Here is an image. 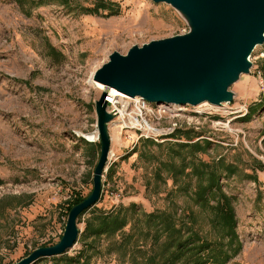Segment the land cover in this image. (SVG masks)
<instances>
[{"label": "rangeland", "instance_id": "rangeland-1", "mask_svg": "<svg viewBox=\"0 0 264 264\" xmlns=\"http://www.w3.org/2000/svg\"><path fill=\"white\" fill-rule=\"evenodd\" d=\"M60 1L0 0V264H14L36 248L57 243L67 202L92 189L100 151L94 102L101 94L90 83L94 71L114 51L125 54L133 45L188 31L173 8L151 0H102L115 11L112 15L110 10L84 12L99 0H69V7ZM249 60L250 74L229 88L235 93L229 105L188 106L191 115H200L195 139L212 142L201 158L224 157L236 167L220 182L235 220L230 252L237 251L226 264H264V44ZM108 130L114 156L93 208L108 211L134 203L146 213L166 209L171 181L154 193L153 166L131 153L139 147L135 133L121 130L117 122ZM253 159L262 168L253 171ZM177 203L194 212L198 228L209 238L218 239L208 212L184 197ZM90 214L78 219V240L68 255L81 249L79 238ZM102 245L104 255L96 264H122L121 254L104 253L108 242Z\"/></svg>", "mask_w": 264, "mask_h": 264}, {"label": "water", "instance_id": "water-1", "mask_svg": "<svg viewBox=\"0 0 264 264\" xmlns=\"http://www.w3.org/2000/svg\"><path fill=\"white\" fill-rule=\"evenodd\" d=\"M151 1L173 8L188 31L133 45L125 54L114 51L94 71L92 80L105 91L94 102L100 151L92 189L69 210L57 243L36 248L14 264H34L67 253L78 240V217L100 200L111 145L108 125L113 121L104 102L106 90L155 104L222 106L235 97L229 88L250 74L251 53L264 44V0Z\"/></svg>", "mask_w": 264, "mask_h": 264}, {"label": "trees", "instance_id": "trees-1", "mask_svg": "<svg viewBox=\"0 0 264 264\" xmlns=\"http://www.w3.org/2000/svg\"><path fill=\"white\" fill-rule=\"evenodd\" d=\"M43 2L37 0L36 4ZM59 4L69 7L71 3L61 0ZM83 10L86 14H96L98 10L110 9L99 0L94 8ZM113 13L115 11L110 10L108 15ZM49 53L51 56L56 54L54 48H50ZM253 111L246 116H252ZM198 136L192 128L177 129L166 138H176L174 142L155 143L140 139L139 147L136 145L131 151L138 152V159L153 166L154 193H158L159 184L171 181V188L166 193V209L146 213L134 203L108 211L92 207L79 238L81 249L74 255L65 253L46 259L52 260V264H96V260L104 255L102 242L107 241L104 253L121 254L122 264H226L237 251L230 252L236 242L235 220L230 199L222 193L220 182L223 175H234L236 167L224 157L204 161L201 156L211 149L212 142L195 139ZM252 162L255 164L253 171L262 168L255 159ZM178 197L187 198L199 210L210 214L209 222L218 239L209 238L198 228L194 212L181 209ZM84 198L73 195L67 202L66 214ZM179 210L181 215H178Z\"/></svg>", "mask_w": 264, "mask_h": 264}, {"label": "built area", "instance_id": "built-area-1", "mask_svg": "<svg viewBox=\"0 0 264 264\" xmlns=\"http://www.w3.org/2000/svg\"><path fill=\"white\" fill-rule=\"evenodd\" d=\"M260 74L258 72L259 76H261ZM102 91L105 89L103 88ZM104 102L107 104V112L113 116L111 124L117 122L121 130L134 132L136 140L149 139L161 143L177 129H197L199 125L200 115H191L188 106L155 104L140 97L125 96L122 98L114 96L111 90H106ZM96 136V140H99L98 133ZM92 141L95 140L92 139ZM113 156L110 150L109 162Z\"/></svg>", "mask_w": 264, "mask_h": 264}, {"label": "bare ground", "instance_id": "bare-ground-1", "mask_svg": "<svg viewBox=\"0 0 264 264\" xmlns=\"http://www.w3.org/2000/svg\"><path fill=\"white\" fill-rule=\"evenodd\" d=\"M90 83H91L93 86H95V87H96L98 90H100V91L104 88L102 84L97 83V82H94L92 79H90ZM111 93H112L114 96H119V97H122V98L125 97V95H123V94H121V93H119V92H117V91H115V90H111ZM87 138H89V139L91 140V139H92V136H88Z\"/></svg>", "mask_w": 264, "mask_h": 264}]
</instances>
